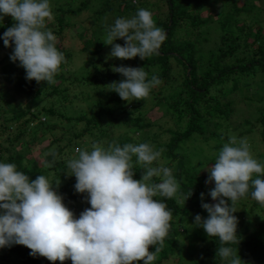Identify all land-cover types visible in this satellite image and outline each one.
I'll return each instance as SVG.
<instances>
[{"label": "trees", "instance_id": "16d2710c", "mask_svg": "<svg viewBox=\"0 0 264 264\" xmlns=\"http://www.w3.org/2000/svg\"><path fill=\"white\" fill-rule=\"evenodd\" d=\"M109 1L119 2V9L113 8ZM90 2H82L78 11L88 8ZM106 2L107 8L96 12V23L79 35L81 41L86 38L80 52L87 53L88 59L80 64V69L86 68L87 75L80 77L77 75L79 70L71 68L77 55L73 49L69 52L66 45V29L72 25L68 20L78 13L77 9L59 7L53 12L51 21L56 30L52 32L58 37L56 45L66 61L54 84L27 80L25 70L11 61L12 53L0 56V137L16 125L14 135L8 140L9 146L0 148V162L15 164L17 170L30 179L44 175L53 184L61 181L59 194L67 193L69 201L80 199L84 203L82 197L69 194L62 180L68 171L67 161L72 159L69 149L73 151L74 147H79L91 151L92 146L101 141L104 148L116 144L123 147L125 144L149 143L156 150L162 149L159 165L172 170L179 189L171 199L156 197L166 203L173 219L154 264H167L174 255H177L174 264H182L183 260L205 264V261L197 262L195 255L204 260L216 256L219 243L193 224L196 215L208 218L203 203H217L209 194L215 185L208 183L209 173L203 171L204 166H214L215 162L207 161L197 143L200 140L207 144L216 142L218 156L224 144L235 141L239 145L246 139L253 157L264 163V96L259 93V90L264 91V0ZM203 7L208 9L205 15ZM140 8L151 11L156 26L166 33L158 54L146 60L110 58L111 46L104 44L97 33L98 22L107 14L130 18L129 14L133 17ZM254 19L257 27L253 25ZM13 25L11 17L5 16L3 23L0 22V37ZM116 43L125 45L123 40ZM208 44L210 48L205 49ZM5 48L4 45L1 50L5 51ZM120 66L144 68L149 78L156 75L161 83L152 89L146 100L126 102L109 86L125 79L113 71L114 67ZM81 87H90L92 93L76 100L73 89ZM249 92L254 94L247 96ZM81 101L90 106L87 112L80 113L81 117L64 116L57 109L58 105L64 109L77 106ZM243 102L247 103L249 112L242 106ZM253 104H257L261 114L256 119L252 115ZM155 108L163 114L159 121L152 123L146 114ZM42 117L49 121L55 117H58L56 121L65 119L67 128L65 125L49 126L46 121L42 123ZM167 117L170 125L166 122L163 128ZM239 119L243 120L238 122ZM80 123L85 126L77 131L75 128ZM258 124L261 126L257 127ZM119 128L123 132L116 137L114 132ZM48 135L53 137L46 139ZM86 138H92L94 144H83ZM28 152L35 157L27 156ZM39 155L44 157V164L37 158ZM135 160L133 157L134 178L139 180L145 169ZM153 180L160 182L159 178ZM191 192L193 194L187 200ZM246 197L252 199L250 193ZM242 199L235 206L240 243L232 247L237 251L239 248L245 264H264V206L255 200L242 203ZM246 206H250L249 210L242 212ZM255 211L263 214H255ZM73 213L77 216L78 210ZM181 243H187L186 254H182ZM149 250L154 251V246ZM30 252L23 245L0 249V264H53L45 257H33ZM63 264H72V261ZM209 264L222 262L215 258Z\"/></svg>", "mask_w": 264, "mask_h": 264}, {"label": "clouds", "instance_id": "9594fccd", "mask_svg": "<svg viewBox=\"0 0 264 264\" xmlns=\"http://www.w3.org/2000/svg\"><path fill=\"white\" fill-rule=\"evenodd\" d=\"M5 16L15 22L0 37L12 49L11 61L25 70L27 80L54 84L66 61L47 26L53 16L51 0H0V22ZM165 40L151 11L140 8L131 18H117L103 42L111 46L110 58L146 60L158 54ZM113 71L125 79L109 86L126 102L146 100L161 83L156 75L149 78L144 68L120 66ZM75 151L78 156L67 161L65 175L76 178V192L87 194L91 205L78 218L57 190L61 181L53 184L44 175L30 179L15 164L0 162V249L23 245L33 257L53 264H154L173 219L166 203L156 197L171 199L179 189L172 170L159 165L163 150L140 143ZM133 157L145 169L139 180L134 178ZM203 169L209 173L208 183L215 185L209 194L217 203H203L208 218L196 215L193 225L218 241L216 258L222 264H245L239 248L232 247L240 243L235 206L249 193L264 206V163L242 139L239 145L224 144L214 166Z\"/></svg>", "mask_w": 264, "mask_h": 264}, {"label": "rangeland", "instance_id": "374dc122", "mask_svg": "<svg viewBox=\"0 0 264 264\" xmlns=\"http://www.w3.org/2000/svg\"><path fill=\"white\" fill-rule=\"evenodd\" d=\"M86 1L87 0H51V6H52L53 12H56V10H57L56 8H59V7L63 8L64 10H66V9L76 10L77 9L78 13L71 15V17H69V20H68V22H71L72 25L66 29V31H67V34H66L67 35L66 45H67V47L69 49V52H70L71 49H73L74 50V54L77 55L76 62H75V60H73L71 62V64H72L71 68L74 69V70L77 68V70H79L77 75L80 76V77L83 76V74L87 75V73H88V72H86V68L85 69L84 68L80 69V67H81L80 64H83L88 59V54L80 52L82 44L84 45V43L86 41V38L81 41V38H80L79 35L81 34V32L84 29H88L89 27H91L92 23H96L95 21L98 20V18L94 19L95 15H96V12L98 10L106 9L107 6H108V2H106V0H104V1L103 0H91V2H90L91 4H89L88 8H85V9L82 8L81 12L78 11V9H80V7H81L82 2H86ZM109 4L113 8L119 9V7H118L119 2L109 1ZM257 7H261V6H257ZM203 8L205 9L203 11V13L205 15V13H208V11H207L208 9L205 8V7H203ZM254 13H257L256 9L254 10ZM54 15H55V13L53 14L52 18L54 17ZM129 15H130V18H131L132 15L131 14H129ZM104 18L105 19L103 21L101 20L100 22H98V26L96 28L97 33L100 35V37L103 39V41H104L107 29L114 23V21L117 18H119V16L117 14L116 15L107 14ZM11 20L13 21V23H15L12 17H11ZM47 26H48L49 29H51V31L56 30L55 23H53L51 20L48 22ZM254 26L257 27L258 26L257 23ZM57 41H58V37H57ZM3 46H4L3 39L0 38V56L4 55V54H11L12 53V49L8 48V47L5 48V51L1 50ZM204 48L205 49L210 48V44L205 45ZM89 93H92L90 87H81L80 89H77V88L73 89V93L72 94L77 96V98H75L76 100H80V99H84V97L87 94H89ZM259 93H260V96H264V91L263 90H259ZM251 94H254V92H249V94L247 96H251ZM256 105L257 104H253L254 108L252 110V115H253V117L255 119L259 118L261 116V114L257 111ZM149 106L150 105H148V107ZM242 106L249 112V108L247 106V103L243 102ZM89 107L90 106H89V104L87 102H82L81 101V102L78 103L77 106L72 105V106H69V107L64 108V109L61 106L58 105L57 109L64 116L81 117L80 113L87 112L89 110ZM162 114L163 113H162V111L159 108H155L154 110L149 109L148 113L146 114V118L150 122L153 123V122L159 121V119L161 118ZM233 119H236V117H234ZM167 120H168V117H167V119L164 120V122L162 124L163 128L166 127V122L170 125L169 121H167ZM242 120L243 119H239L238 122H241ZM40 121L42 123L45 122V121L48 122L47 125H49V126H52L53 124H56L58 126L59 125H65L66 128H67V125L64 124V122H67V121L64 120V119H62L61 121H56V120H50L49 121L46 117H42L40 119ZM1 124L2 123L0 121V125ZM84 126H85L84 123H80L78 126H76L75 129L78 131V130L82 129L81 127H84ZM260 126L261 125L258 124L257 127H260ZM13 128L14 129L12 131L10 130V132H8V134L0 137V148L9 146L8 140L14 135V133H12V132H14V130L16 129V125H14ZM122 132H123V130L121 128H119V129L115 130L114 134H116L115 136L117 137V135L121 134ZM56 134L58 135L59 132L57 131ZM52 137H53L52 135H48L46 139H51ZM137 137H141V135L137 134ZM82 143L83 144L87 143L89 145L90 144H94L93 141H92V138H86V139H84L82 141ZM102 144H103L102 141L99 142V143H96V145H101V146H102ZM197 145L200 146V148L202 149L203 156L207 159V161L212 159L215 162V159L217 158V151L215 150V146L217 145L216 142H210V143L207 144L206 142H202L200 140L197 143ZM77 148H79V147H74L73 151H72V149L68 150L69 157H71L72 159L76 158L78 156L77 155L78 153L75 151ZM28 155L31 156L29 152L27 153V156ZM32 156L34 158L35 154H33ZM5 157H7V156H5ZM37 158L39 159L40 162H43V164H44V161H43L44 157H42V155H39V157H37ZM200 161H202V160H200ZM62 180L64 181V184H65L66 188L68 189L69 194H71L74 197L77 195V197H82L83 199H85L84 203H82L80 201V199L69 201L68 200L69 196H68L67 193L66 194H61L64 197V203L66 204V206L69 209H71V211H77L78 210V215H80L85 209L91 207V205L87 203V194H79V193L76 192L75 187H74V185L76 183V178L74 176L73 177H69L67 175H64L62 177ZM57 190H59V188ZM246 200H248V197H245L244 199H242V203H244ZM248 201L253 202L254 199H251V200H248ZM244 208H247V210H245ZM244 208H242V212H247L249 210L250 206H246ZM254 213L256 214V213H260V212L255 211ZM263 213H260V214H263ZM78 215L76 216L77 218L79 217ZM186 248H187V243H183L182 246H180V249L182 250V254H186V251H185ZM211 249L213 250V248H211ZM176 258H177V255L172 256V258L170 260H168L167 264H174L173 261ZM215 258H216V256H210V257H207L204 260L202 257H198L197 255H195L194 259L197 262H200V261L204 262L205 261V264H209V262L211 260L215 259ZM182 264H191V263L189 261L183 260Z\"/></svg>", "mask_w": 264, "mask_h": 264}]
</instances>
